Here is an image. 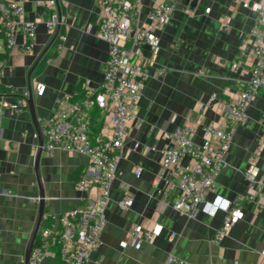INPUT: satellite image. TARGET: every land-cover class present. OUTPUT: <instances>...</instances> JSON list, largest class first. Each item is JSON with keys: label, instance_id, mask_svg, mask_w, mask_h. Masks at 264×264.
Returning <instances> with one entry per match:
<instances>
[{"label": "crops", "instance_id": "1", "mask_svg": "<svg viewBox=\"0 0 264 264\" xmlns=\"http://www.w3.org/2000/svg\"><path fill=\"white\" fill-rule=\"evenodd\" d=\"M43 1L27 0L22 15L25 21L38 25L36 37L31 40L33 53H23L19 48L3 50L0 33V61H4L1 88L7 93L28 88V71L50 42L45 26L49 12L42 6ZM58 1L64 16L60 32L66 38L52 44L46 53L51 55L46 67L37 74L36 66L30 77L39 118L50 114L62 97L80 98L85 79L100 82L109 50V44L98 34L100 8L96 0ZM152 1L143 0V20ZM256 1L198 0L193 6L192 0H176L170 21L158 32L159 53L153 56L148 47L144 48L150 67L161 65L166 71L145 82L134 109L136 122L125 140L124 157L111 184L101 244L86 264H162L169 253L195 264H264V207L243 198L249 193L244 171L252 152L256 151L259 166L257 179L264 181V86L248 108V119L234 133L227 165L217 176L215 189L206 195L208 203L219 198H243V218L228 229L219 244L212 237L224 212L218 210L212 215L201 206L194 217H189L167 203L178 196V188L166 190L165 181L159 180L162 149L167 144L163 134L188 125L193 128L194 140L201 142L202 125L221 121L225 107L249 78ZM24 40L18 28V47ZM239 58L244 62L234 69L232 65ZM39 82L45 85L42 94L36 91ZM210 95L216 97L212 102H208ZM95 124L98 132H109L105 114L99 113ZM34 129L29 110L20 114L6 110L2 116L0 264H24L25 248L37 217L39 200L33 168L36 140L31 135ZM23 131L28 133L25 138ZM136 142L140 144L138 148L134 147ZM152 145L155 149L149 148ZM87 165L88 158L79 152L43 150L40 174L47 196L40 228H59L63 213L87 205L95 188H76L78 175ZM138 165L142 171L136 175ZM125 192L133 197L127 209L119 205ZM134 224L149 228L160 224L162 230L139 247L124 245ZM48 239L56 256L45 257L39 264H65L58 245Z\"/></svg>", "mask_w": 264, "mask_h": 264}, {"label": "built area", "instance_id": "2", "mask_svg": "<svg viewBox=\"0 0 264 264\" xmlns=\"http://www.w3.org/2000/svg\"><path fill=\"white\" fill-rule=\"evenodd\" d=\"M26 1L0 0L1 48L5 51L19 48L23 53H33L31 40L36 37L38 25L35 21L23 19ZM96 1L100 8L98 34L109 44L103 79L98 83L85 79L80 98L62 97L50 114L39 118L43 150L52 153L62 149L84 154L88 158V165L79 173L76 188L86 191L94 187L96 191L88 198L86 206L63 213L59 217V228H40V238L31 251V264H39L45 257L56 256L48 237L58 245L59 256L65 264H86L92 251L101 244L111 184L124 157L125 140L136 122L134 109L141 99L146 80L166 71L165 66L150 67L144 57V48L148 47L153 56L159 53L161 44L158 32L170 21L176 0H153L145 20L142 19L143 0ZM41 4L49 12L45 26L52 37L57 27H61L64 16L60 14L58 0H45ZM253 8L257 12V22L250 51L253 60L250 76L233 102L225 107L222 120L202 125L201 142L194 140L193 128L188 125L163 134L167 144L162 149L159 180L165 181L166 190L173 187L179 190L178 196L167 203L189 217H194L201 206L212 215L222 210L225 215L212 237L216 244L221 242L235 222L243 218V198L254 202L259 208L264 207V181L257 179L259 166L256 151L249 154L248 167L244 171L249 188L245 197L234 200L219 198L211 203L206 199L208 191L216 187L217 176L227 165V155L237 127L248 119V108L264 86V0L254 2ZM18 28L25 39L19 47L16 41ZM65 38L59 31L55 41ZM243 62L244 59L239 58L232 67L237 69ZM3 66L4 61H0V124L6 110L13 114L29 110L28 88L13 94L2 90ZM44 89L45 85L39 82L37 93L42 94ZM215 98V95H210L208 102ZM95 107L99 108L100 114H105L109 132L97 131L91 116ZM95 126L96 132L93 130ZM27 135V131L22 132L23 138ZM31 135L36 140L37 149L39 133L34 129ZM139 145L136 142L134 147L138 148ZM260 146L258 143V148ZM149 148L155 149V146ZM141 171L140 165L134 170L136 175ZM132 203L133 197L128 192L119 201V205L125 209ZM161 230L160 224L151 228L134 224L129 230L128 240L123 244L139 247L142 241L160 234ZM172 235L175 233L172 232ZM162 264L195 263L169 253Z\"/></svg>", "mask_w": 264, "mask_h": 264}, {"label": "water", "instance_id": "3", "mask_svg": "<svg viewBox=\"0 0 264 264\" xmlns=\"http://www.w3.org/2000/svg\"><path fill=\"white\" fill-rule=\"evenodd\" d=\"M197 1L198 0H192L191 4L193 6H195L197 4ZM60 14H61V11H60ZM59 31H60V25L57 27L55 33L51 37L50 42L39 53L38 57L34 61L32 67L30 68V70L28 71V74H27L28 81H29V83H28V92H29V95H28V108H29V113H30L31 118L33 120L34 128L39 133L38 147L36 149L35 156H34V161H33V166H34L33 168H34L35 180H36V185H37L39 206H38L37 217H36L33 229L31 231V234L29 236V239H28V242H27V245H26V248H25V254H24V259H23V263L24 264H31V262H30L31 251H32V249L34 247V244H35V241H36V238H37V235H38L39 228L41 227L42 219H43L44 212H45L46 196H47L45 185H44V181H43L42 176L40 174V161H41V154L43 152L42 145H43L44 139H43V135H42V132H41L40 125H39L38 110H37L35 99H34V93H33V88H32V84H31V81H30V77L32 75V72L36 68V66L39 65V63L41 62L43 57L46 55L48 49L55 42Z\"/></svg>", "mask_w": 264, "mask_h": 264}, {"label": "trees", "instance_id": "4", "mask_svg": "<svg viewBox=\"0 0 264 264\" xmlns=\"http://www.w3.org/2000/svg\"><path fill=\"white\" fill-rule=\"evenodd\" d=\"M50 57H51L50 54H46V55L43 57V59L41 60V62L39 63V65H38V67H37V69H36V73H37V74L44 70V68L46 67L47 62H48V60H49ZM4 91H5V90H4ZM98 115H99V108H98V107H95V108L92 110V113H91L93 123L95 122V118H96V116H98ZM93 128H94L93 130L96 132V126L93 127ZM36 242H37V240L35 241V243H36Z\"/></svg>", "mask_w": 264, "mask_h": 264}]
</instances>
